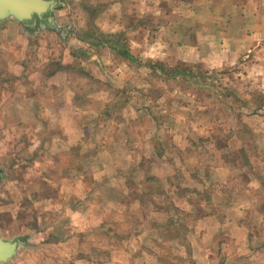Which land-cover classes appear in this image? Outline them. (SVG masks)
Wrapping results in <instances>:
<instances>
[{"label": "rangeland", "instance_id": "374dc122", "mask_svg": "<svg viewBox=\"0 0 264 264\" xmlns=\"http://www.w3.org/2000/svg\"><path fill=\"white\" fill-rule=\"evenodd\" d=\"M158 3L202 53L227 32L208 7ZM85 5L76 37L100 32ZM41 22L0 27V235L25 242L4 264H264V81L247 58L180 60L171 32V56L130 60Z\"/></svg>", "mask_w": 264, "mask_h": 264}, {"label": "crops", "instance_id": "0c3cea01", "mask_svg": "<svg viewBox=\"0 0 264 264\" xmlns=\"http://www.w3.org/2000/svg\"><path fill=\"white\" fill-rule=\"evenodd\" d=\"M60 1L63 5H60L56 9V21L59 24L62 23L71 26L69 27L68 39L76 46H82L83 44L78 40L73 31L74 29L80 30L85 28L86 13H84V9L80 5L87 3L91 7L99 10L95 20L99 31L110 34L124 31L123 36L126 39L128 37L131 46L130 51L135 56H137L136 53L142 58L157 57L162 59L171 56L169 49L173 43H171L170 33L173 32L178 34L176 47L179 50L178 58L180 60L189 62H197L198 60L205 62L211 61L213 63L208 66L213 68L228 64H240L242 60V64H244L247 58L249 62V75H256L264 81V0H175L180 10H185L188 7V10L194 12L204 10L208 7L209 13L206 15L215 18L214 22L218 26L217 33L221 32L225 34L224 31L226 32L227 30L226 34L220 38L221 40H218L215 47L213 41H211L212 37H208L204 41L207 43L204 47V52L208 51L206 53H202L200 46L202 40L200 41L198 35L199 30L197 28L193 31L195 33V39L189 41L185 29V25L188 23L181 21L180 17H178V21H173L171 18L163 19L167 12H164L163 7L160 5L161 3H158V1L162 2V0ZM148 13L149 15H146ZM144 15L161 19L156 25V30L149 28L147 24L149 19L146 20L147 22L145 21L146 23L143 19H139V17H143ZM131 17L142 20L143 23L138 22V20L131 23L128 21ZM207 19L208 17H206ZM12 20H3L0 27L3 26L2 24ZM196 20L201 23L203 22L200 19ZM181 26L183 27L182 31H180ZM230 26H233L232 30H228ZM177 27L179 28L176 29ZM101 50H106L108 54L112 52V55H114V50L109 46L102 47ZM93 57L96 56L90 54L86 57L87 60H90V64ZM90 64L86 63V67L84 68L91 73ZM182 210L186 211L187 209ZM233 239L235 243H240L241 239H236L235 235H233ZM196 264H200V262L196 260ZM203 264L210 263L203 262ZM229 264L237 263L234 261Z\"/></svg>", "mask_w": 264, "mask_h": 264}, {"label": "water", "instance_id": "95a60500", "mask_svg": "<svg viewBox=\"0 0 264 264\" xmlns=\"http://www.w3.org/2000/svg\"><path fill=\"white\" fill-rule=\"evenodd\" d=\"M58 0H0V24L3 20L13 19L24 27H34L37 21L41 27H55L54 9ZM25 242L19 238L5 239L0 235V264L12 259L18 252L19 245Z\"/></svg>", "mask_w": 264, "mask_h": 264}, {"label": "trees", "instance_id": "16d2710c", "mask_svg": "<svg viewBox=\"0 0 264 264\" xmlns=\"http://www.w3.org/2000/svg\"><path fill=\"white\" fill-rule=\"evenodd\" d=\"M85 10L89 12L88 17L91 19L92 16H90V13L92 11H96L97 9L95 7H91L90 5H85ZM45 21V20H44ZM40 21H38L39 23ZM29 29H32L31 27L28 26ZM81 33L78 32V38L82 41H85L88 43L89 46H93L96 49L102 48L105 46H109L112 48L116 53H118L120 56L124 58H128L130 60H136V56L126 48V46L121 42V34L115 33V34H105L98 32L96 28L92 27L91 25H88V29H84L80 31ZM87 50L83 49L82 47L76 48L74 52H72L73 55L76 56H85ZM148 66L152 69H160L164 70L163 66L160 64H155V63H149ZM178 72H185L183 70H180ZM174 76V75H173Z\"/></svg>", "mask_w": 264, "mask_h": 264}]
</instances>
